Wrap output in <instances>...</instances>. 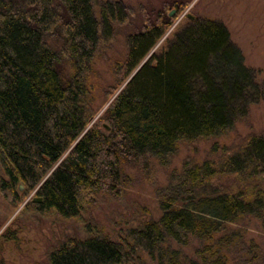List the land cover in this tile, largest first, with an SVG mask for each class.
Here are the masks:
<instances>
[{"label": "trees", "instance_id": "trees-1", "mask_svg": "<svg viewBox=\"0 0 264 264\" xmlns=\"http://www.w3.org/2000/svg\"><path fill=\"white\" fill-rule=\"evenodd\" d=\"M95 1L0 0V190L15 203L35 191L41 201L26 206L62 218L80 217L99 194L119 196L128 166H168L180 143L226 134L264 93L219 20L186 19L151 53L172 24L160 12L127 36L119 78H129L93 120L92 61L127 16L122 2L96 13ZM157 196L159 219L122 242L68 238L48 264H131L140 253L156 264H228L233 252L255 255L242 225L255 218L264 230V135L218 160L185 161Z\"/></svg>", "mask_w": 264, "mask_h": 264}, {"label": "rangeland", "instance_id": "rangeland-1", "mask_svg": "<svg viewBox=\"0 0 264 264\" xmlns=\"http://www.w3.org/2000/svg\"><path fill=\"white\" fill-rule=\"evenodd\" d=\"M105 1H95L96 13ZM111 1L122 2L127 7V16L114 24L113 37L99 46L92 61L88 83L95 112L93 120L101 117L129 78H119L127 53V36L145 23L153 22L160 12L170 17L172 24L151 53L159 51L166 38L186 19H191L188 14L194 18L216 19L226 26L231 40L242 52L244 63L254 70L257 82L264 86V0ZM171 10H174L172 15ZM253 135H264V93L226 134L180 143L168 166L160 165L155 159L148 172L128 166L129 182L124 191L119 196L97 195L95 203L77 218H62L27 207L26 202L37 196L35 191L15 203L9 191L0 190V264H48L50 251L71 237L106 236L122 242L130 229L159 219L162 211L157 191L166 185L172 171H180L188 160L196 163L218 160L224 148L236 149ZM2 178L5 174L0 164ZM242 226L248 244L256 245V254L246 257L233 252L228 264H264V230L260 221L252 218ZM139 255L131 259V264H156L148 256Z\"/></svg>", "mask_w": 264, "mask_h": 264}, {"label": "water", "instance_id": "water-1", "mask_svg": "<svg viewBox=\"0 0 264 264\" xmlns=\"http://www.w3.org/2000/svg\"><path fill=\"white\" fill-rule=\"evenodd\" d=\"M173 13H174V10H171L169 14L172 15ZM188 16L191 17V19L194 18V16L191 15V14H188ZM104 126H105L107 129L109 128L106 124H105ZM19 189H22V185L19 186ZM32 200H33V201H37V202H39V201H41V197H37V196H36V197H34Z\"/></svg>", "mask_w": 264, "mask_h": 264}]
</instances>
